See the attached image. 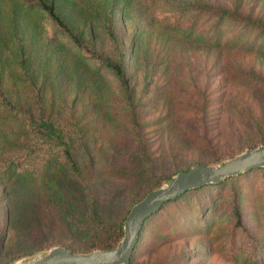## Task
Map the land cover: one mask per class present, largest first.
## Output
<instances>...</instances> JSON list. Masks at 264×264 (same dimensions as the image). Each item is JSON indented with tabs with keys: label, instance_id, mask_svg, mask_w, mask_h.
Returning a JSON list of instances; mask_svg holds the SVG:
<instances>
[{
	"label": "rangeland",
	"instance_id": "1",
	"mask_svg": "<svg viewBox=\"0 0 264 264\" xmlns=\"http://www.w3.org/2000/svg\"><path fill=\"white\" fill-rule=\"evenodd\" d=\"M178 1L235 6L264 24V0ZM110 5L112 37L101 21ZM159 5L54 0L72 31L83 40L90 32L102 57L120 59L130 101L116 76L92 67L52 32L42 12L0 0V74L28 78V92L63 128L72 162L54 149L36 153L20 174L0 171V264L29 263L54 246L87 253L92 241L123 223L135 200L176 171L216 165L264 143V49L160 35L152 18ZM1 91L13 100L14 87L6 83ZM263 179L253 171L168 203L145 223L132 262L248 264L225 252L226 234L214 236L219 225L230 226L226 212L238 192L246 233L261 255L253 264H264Z\"/></svg>",
	"mask_w": 264,
	"mask_h": 264
},
{
	"label": "trees",
	"instance_id": "2",
	"mask_svg": "<svg viewBox=\"0 0 264 264\" xmlns=\"http://www.w3.org/2000/svg\"><path fill=\"white\" fill-rule=\"evenodd\" d=\"M20 1L28 8L42 12L53 30L52 32L69 41L82 58L92 60V67L112 72L118 79L125 98L131 101L127 78L122 72L119 58L102 57L92 46L90 32L85 34L84 37L86 38L83 40L80 34L72 31L57 12H55L54 0ZM149 2H159L160 4L158 6L159 9L155 10L152 14L153 21L157 25L160 35L179 36L186 40L214 47L246 48V50L252 49L255 51L264 49V24L249 13H240L235 6L224 8L215 4L178 0H149ZM112 19L113 7L110 5L103 11L101 20L103 30L109 37H112ZM15 48L19 57V68L23 69L22 45L16 41ZM6 83L15 89L13 100L4 96L1 91V87ZM29 85L30 82L27 77L19 80L10 75L0 74V171L3 175L9 169L20 174L23 171V167L30 162L36 153H45L47 150L54 149L60 150L64 158L72 166L68 146L62 133L64 131L63 128L53 118L51 108L42 104L37 98H33L28 92ZM256 146L258 145L248 144L245 147L255 148ZM241 150L231 155L233 156L241 152ZM188 168L178 171H184ZM253 171L261 175L264 173V167L251 169L236 176L226 177L219 183L204 184L197 188L186 190L174 199L163 203L154 214L143 221L129 259V264H137L132 262V258L138 247L145 223L152 216L158 214L165 205L178 200L188 192L207 186L217 187ZM158 185L159 183L147 190L134 202L140 200L147 192L159 187ZM260 190L264 193V179L260 183ZM238 198L240 199L241 197H239L238 192H235L228 204L226 214L231 217L230 226L223 227L219 225L214 236L216 238L226 234L227 248L225 252L229 254L237 253L241 257L242 263L249 260L248 264H253L261 255L256 247V242L250 239L246 233L248 229L245 225L244 210L238 204ZM262 202L264 203V200ZM121 223L116 228L111 229L110 232L92 241L90 249L85 252L88 253L92 250H104L114 247L122 234ZM65 249L77 253L68 247H65Z\"/></svg>",
	"mask_w": 264,
	"mask_h": 264
},
{
	"label": "water",
	"instance_id": "3",
	"mask_svg": "<svg viewBox=\"0 0 264 264\" xmlns=\"http://www.w3.org/2000/svg\"><path fill=\"white\" fill-rule=\"evenodd\" d=\"M260 167H264V143L255 148H245L216 165L194 164L187 170L176 172L166 184L147 192L131 205L122 223L121 237L114 247L88 253H73L63 247L54 246L32 262L15 264H129L143 221L154 214L163 203L186 190L204 184L219 183L226 177Z\"/></svg>",
	"mask_w": 264,
	"mask_h": 264
}]
</instances>
